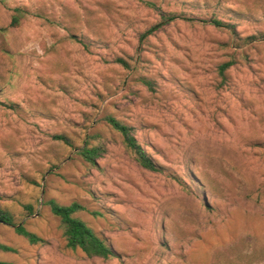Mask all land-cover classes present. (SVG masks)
Instances as JSON below:
<instances>
[{
  "label": "rangeland",
  "instance_id": "374dc122",
  "mask_svg": "<svg viewBox=\"0 0 264 264\" xmlns=\"http://www.w3.org/2000/svg\"><path fill=\"white\" fill-rule=\"evenodd\" d=\"M259 33L264 0H0V207L45 239L0 222L15 249L0 259L264 264V40L245 41ZM108 114L161 170L136 161ZM86 139L104 148L96 165L77 154ZM48 199L82 204L115 256L67 248Z\"/></svg>",
  "mask_w": 264,
  "mask_h": 264
},
{
  "label": "trees",
  "instance_id": "16d2710c",
  "mask_svg": "<svg viewBox=\"0 0 264 264\" xmlns=\"http://www.w3.org/2000/svg\"><path fill=\"white\" fill-rule=\"evenodd\" d=\"M174 18V16L169 14L162 15L161 20L148 28L142 36L153 32L164 24L172 21ZM211 22L218 27H228L231 30H234L232 24L223 22L219 19L213 18ZM253 40H264V33L247 36L245 38L246 42H251ZM80 42L86 46V43L83 40H80ZM114 61L124 68L130 69L132 67L130 60L123 57H116ZM230 64V61L224 63L221 66L220 71L223 72V70L230 66ZM141 81L148 85V87L152 88L150 80L142 78ZM104 120L112 129L120 133L125 147L133 154L134 158L141 166L152 171L161 170V166L156 163V161H154V159L137 142L132 133V128L129 125L109 114L104 116ZM54 138L62 141L66 145H71V141H69L65 135H54ZM76 149L77 154L89 165H96V159L104 150L101 145L91 144L88 139L84 140L82 145ZM44 203L49 207L51 213L58 218L59 228L67 248L71 250L80 249L89 257L98 256L108 258L115 256V251L112 246L106 243L104 238L98 236L85 221L76 216V213L85 210V207L82 204L77 201H73L70 204H60L55 199H48ZM22 207L27 214H32L34 212L33 205L30 203L23 204ZM0 222L12 226L14 232L25 239L29 244H41L45 242V239L28 230L23 221H15L14 216L7 209L2 207H0ZM0 250L10 252L15 251L14 248L4 244H0ZM0 264L13 263L0 259Z\"/></svg>",
  "mask_w": 264,
  "mask_h": 264
}]
</instances>
